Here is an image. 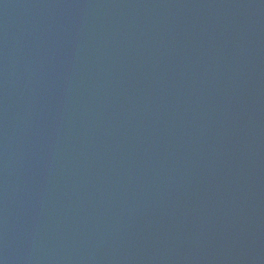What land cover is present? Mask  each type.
<instances>
[{
  "label": "water",
  "instance_id": "1",
  "mask_svg": "<svg viewBox=\"0 0 264 264\" xmlns=\"http://www.w3.org/2000/svg\"><path fill=\"white\" fill-rule=\"evenodd\" d=\"M0 264H264V0H0Z\"/></svg>",
  "mask_w": 264,
  "mask_h": 264
}]
</instances>
